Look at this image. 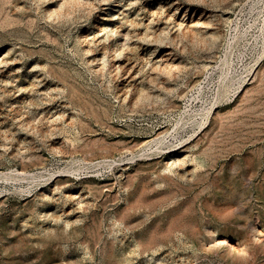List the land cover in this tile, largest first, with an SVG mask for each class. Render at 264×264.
<instances>
[{
	"label": "rangeland",
	"instance_id": "374dc122",
	"mask_svg": "<svg viewBox=\"0 0 264 264\" xmlns=\"http://www.w3.org/2000/svg\"><path fill=\"white\" fill-rule=\"evenodd\" d=\"M0 264H264V0H0Z\"/></svg>",
	"mask_w": 264,
	"mask_h": 264
},
{
	"label": "bare ground",
	"instance_id": "6f19581e",
	"mask_svg": "<svg viewBox=\"0 0 264 264\" xmlns=\"http://www.w3.org/2000/svg\"><path fill=\"white\" fill-rule=\"evenodd\" d=\"M263 232V231H262Z\"/></svg>",
	"mask_w": 264,
	"mask_h": 264
}]
</instances>
